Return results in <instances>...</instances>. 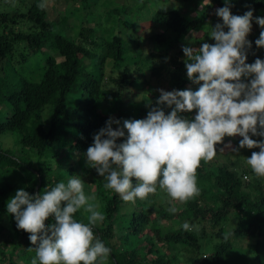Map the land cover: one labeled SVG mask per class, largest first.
Returning a JSON list of instances; mask_svg holds the SVG:
<instances>
[{"label":"trees","instance_id":"16d2710c","mask_svg":"<svg viewBox=\"0 0 264 264\" xmlns=\"http://www.w3.org/2000/svg\"><path fill=\"white\" fill-rule=\"evenodd\" d=\"M77 1L62 0L66 8L55 21L49 18L45 0H0V236L9 230L0 242V264H32L36 255L30 233L18 228L7 211V200L18 188L36 194L57 181L67 183V174L77 175L73 166L60 165L62 156H67L66 164L75 154L82 160L94 133L114 114L120 119L146 117L155 104L145 108L142 101L130 98L145 86L167 81L171 90L198 88L187 77L182 45L189 43L190 35L196 36L194 40L207 36V24L225 3L209 0L211 10L193 18L178 6L154 8L156 0H128L137 4L105 10L109 25L103 27L99 20L97 26L84 23L99 2L79 0L70 10L68 6ZM241 1L232 0V13L239 11ZM242 8L243 13L251 8L254 16H261L264 0H249ZM73 14L75 20L69 22ZM145 19L161 29L155 34L158 45L151 60L143 58L136 27L137 21ZM246 50L248 63L264 58V49L255 43ZM156 58L168 60L158 63ZM142 69H149L151 77L141 79ZM241 79L248 82L250 77ZM195 111L181 115L193 116ZM3 136L13 137L14 146L4 147ZM226 143L225 138L218 142L217 151ZM81 173L92 174L89 182L96 185L102 202L104 218L94 232L110 251L106 262L97 264H241L242 260L236 262L237 251L250 252L264 264V177L239 156L201 160L196 172L199 192L184 201L170 197L160 212L152 211L156 192L136 198L135 204L106 188L95 168L85 164ZM55 175L58 179L53 182ZM75 215L84 220L89 213L82 208ZM163 220L178 222L167 229L161 225ZM233 220L235 225L228 231ZM51 222L53 217L46 220ZM184 222L189 223L188 229L182 227ZM209 244L205 255L203 248Z\"/></svg>","mask_w":264,"mask_h":264},{"label":"clouds","instance_id":"9594fccd","mask_svg":"<svg viewBox=\"0 0 264 264\" xmlns=\"http://www.w3.org/2000/svg\"><path fill=\"white\" fill-rule=\"evenodd\" d=\"M207 3L201 0V7ZM231 3L225 0L224 6L216 9L223 22L209 30L215 43L204 42L199 48L182 45L186 74L199 84L196 90L161 88L146 117H109L94 133L85 153L86 163L104 177L105 187L124 201L143 199L156 192L157 186L173 200L184 201L197 194V168L201 160L217 155V143L226 135L239 134V148H259L247 156V164L264 177V139L250 135L264 137V59L257 57L248 63L246 50L252 44L247 36L253 20L261 26L255 44L264 47V16H254L251 8L233 14ZM39 6L45 5L41 2ZM165 104L171 111L165 112L161 107ZM192 109H196L193 118L181 115ZM121 137L126 138L118 142ZM227 146L232 147L231 141ZM92 200L94 196L85 193L79 175L71 176L67 183L57 181L40 193L23 187L15 191L6 208L17 227L30 233L36 250L32 264H97L106 259L110 249L94 232L104 216ZM82 208L89 213L87 221L76 218ZM49 217L54 222L46 224ZM182 227L188 229L189 223Z\"/></svg>","mask_w":264,"mask_h":264},{"label":"rangeland","instance_id":"374dc122","mask_svg":"<svg viewBox=\"0 0 264 264\" xmlns=\"http://www.w3.org/2000/svg\"><path fill=\"white\" fill-rule=\"evenodd\" d=\"M30 1H32V0H30ZM45 1H46V7H47L48 13H49V18L52 20H55V21H59L60 20L59 13L65 11V8H66L65 3L63 4L62 0L61 1L45 0ZM91 1H93V0H91ZM95 1L99 2L100 5H98L95 9L96 15L94 14L92 16H89V18H88L89 21L84 22V23H86L87 26H97V20H99V21L103 22L102 26L106 27L109 24L107 21H105V19H106L104 16L105 10H107L108 8H113L115 6H123V5H127V7L132 8L133 6H135L137 4L135 1L129 2L128 0H95ZM243 1H244V3H243ZM243 1L240 2L239 11H235V12H233V14H243V8L242 7H244V5H246L249 0H243ZM79 2L80 1L78 0L77 2H75V5L70 4L68 6V7H70L69 9L75 10V6H78ZM199 3H200V0H186V1H184V0H156V6L154 8H157L160 6H165V7L166 6H171V7L178 6L183 11L189 13L190 17L194 18V17H197V16L211 10L209 0H208L207 5L204 6L203 8L201 7V4H199ZM80 14H82V13H80ZM124 15L127 17L129 16L128 13L127 14L124 13L123 16ZM71 16H73V17H72V19H70L69 22H72L73 20H75V18H74L75 15L73 14ZM261 16H264V14H262ZM217 22L222 23L223 21H222V18L219 17L218 15H216V12H215L214 19L211 22H209L205 28V31L207 32V36H203L202 39L194 40V38L196 36L194 34L190 35L189 39H188L189 43L187 45L199 48L204 42L215 43V39L208 34H209L210 28L212 26H214ZM136 27L139 28L140 43L142 44L143 54H144L143 58H145L147 60H151L152 59L151 52L153 50H157L156 49L157 42L155 41V34L161 32V29L158 26L152 24L151 21H149L148 19H145L142 22H140V20L137 21ZM225 31H227V27H225ZM260 31H261V26L255 20H253L252 21V29L247 36V38L252 42L251 46H254L256 39L259 38ZM260 48L264 49V47H260ZM184 57L186 58L185 54H184ZM168 58L164 59V60L162 58H156V59H157L158 63L164 62L166 64ZM109 69L110 68H108V72L111 71ZM150 77H151V72L149 69L148 70H146V69L141 70V79L150 78ZM161 88H163L165 90H171L167 81H163L162 83H157L156 81H154L152 86L151 85H149L148 87L145 86L144 89H141L139 92L132 94L130 96V98H131V100H134V101H142L143 107L150 108V106L152 104H156V98L160 95L159 89H161ZM189 88H191L193 90L197 89L196 85H192ZM124 107L129 108V105L126 104V105H124ZM161 107H163L164 109H167L169 106H167L165 104V105H162ZM195 113H196V111L194 113H192L193 116H189L188 114H184V115L186 118H193ZM115 116H117V114H114V117ZM126 132H127V130H126ZM250 135L252 136L253 139H261L262 138V137L254 135V134H251V133H250ZM224 138L227 141L226 145L223 148L224 151L223 152H220V151L217 152V155L214 158H219V159L223 160L226 157V155L229 157H233V158L236 156H239L243 159L244 163H247V156H250L253 151H259V149H257L256 147H254V148H248V147L239 148V140L242 139V137L239 134H236L232 137L226 135ZM229 141H231L232 147L227 146ZM14 143L15 142H14L13 137H9V136L4 137L3 136L2 145L4 147H12V146H14ZM233 148H239V151L234 152ZM66 157H65V155L62 156V158H64V160H62V159L59 160L60 165L64 166L63 168H69V166H71V167L73 166L74 168H76V171L78 172L77 175H79L83 181V190L85 191V193L87 195L94 196V200H92L90 202L96 204L98 206L97 210L100 211L102 202L98 199L97 193L95 191L96 185L94 184V182H89V180L92 177V174L81 173V167L83 165L87 164L86 163V156L82 160L79 161L77 154H75V155H73L72 158H70L68 160L67 164L64 162ZM63 168H61V170ZM71 176H73V175L67 174L66 175V181ZM57 179H58V177L55 175V179H53V182L57 181ZM156 197H157V204L153 208L152 211L153 212H160L162 210V206H164V205L166 206L167 202L170 201L171 198L169 197L167 192L165 190L159 188V186H157ZM135 200H134V202L136 204L137 199H135ZM84 220L87 221V219H84ZM118 221H119V224L122 222V220L120 218L118 219ZM99 222H97V223H99ZM176 222H178V221L171 222V221L163 220V221H161V225L162 226L164 225L167 229H172L176 226V224H175ZM6 225H7V222H6ZM234 225H235V220H233L230 224H228L226 229L228 231H231L232 230L231 228H233ZM8 235H9V230H7L5 233H3L0 236V242L1 243L4 242L5 239L8 237ZM254 241H255L254 239H251L249 242H254ZM245 242H248V240ZM242 246L246 247V243H242ZM11 247H12L11 244L7 245V249H11ZM210 247H211V244L204 246L203 250H204L205 255L209 254ZM180 248H181V246H180ZM173 252H175V251L173 250ZM234 255L236 256L235 258L237 259L236 262H239L240 260H242V261H240L241 264H243L245 262H248L250 264H259V262L253 257V254L250 252L247 254H242V253H239L237 251ZM18 256H19V254H17L15 256V258L17 259ZM106 259H107V257H106ZM106 259H104L103 261L106 262ZM263 261H264V259H263ZM21 262H22V260H21ZM4 264H8V262H5ZM231 264H238V263L231 262Z\"/></svg>","mask_w":264,"mask_h":264},{"label":"built area","instance_id":"2783aa9c","mask_svg":"<svg viewBox=\"0 0 264 264\" xmlns=\"http://www.w3.org/2000/svg\"><path fill=\"white\" fill-rule=\"evenodd\" d=\"M246 177V176H245Z\"/></svg>","mask_w":264,"mask_h":264}]
</instances>
